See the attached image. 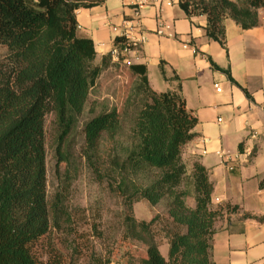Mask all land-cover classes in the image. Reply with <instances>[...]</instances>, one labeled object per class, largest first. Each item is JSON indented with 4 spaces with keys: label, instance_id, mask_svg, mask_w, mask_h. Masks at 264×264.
Here are the masks:
<instances>
[{
    "label": "trees",
    "instance_id": "obj_1",
    "mask_svg": "<svg viewBox=\"0 0 264 264\" xmlns=\"http://www.w3.org/2000/svg\"><path fill=\"white\" fill-rule=\"evenodd\" d=\"M104 2L0 0V48L5 50L0 60V264H74L58 247H50L45 260L35 250L52 228L61 230L65 215L61 200H48L44 123L48 114L54 116L58 166L66 156L62 146L110 61L107 54L97 62L92 40L77 34L75 12ZM177 3L188 19L204 16L205 36L224 49V22L252 29L264 8V0ZM121 40L116 37L113 46ZM127 69L135 82L122 111L102 110L83 124V155L121 198L127 235L146 247L141 264H214L213 186L204 167L194 162L187 172L182 160L183 147L195 136L196 118L186 108L179 78L173 74L169 79L176 83L173 90L155 92L145 66ZM222 71L235 83L228 70ZM159 72L168 80L163 61ZM141 199L152 206L164 203L166 218L137 222L130 214ZM156 228L165 240L166 258ZM80 248L74 242L64 247L74 254Z\"/></svg>",
    "mask_w": 264,
    "mask_h": 264
},
{
    "label": "crops",
    "instance_id": "obj_2",
    "mask_svg": "<svg viewBox=\"0 0 264 264\" xmlns=\"http://www.w3.org/2000/svg\"><path fill=\"white\" fill-rule=\"evenodd\" d=\"M133 8L132 0H105L75 12L77 34L92 40L97 59L110 52ZM159 17L171 24L174 39L155 35ZM258 21L242 30L226 20L224 49L205 36L204 16L188 19L177 0H161L141 10L147 41L127 55L131 64L146 67L155 92L173 90L169 79L177 75L196 118L195 136L181 156L204 167L213 186L214 264H264V8ZM160 61L168 80L161 78Z\"/></svg>",
    "mask_w": 264,
    "mask_h": 264
},
{
    "label": "rangeland",
    "instance_id": "obj_3",
    "mask_svg": "<svg viewBox=\"0 0 264 264\" xmlns=\"http://www.w3.org/2000/svg\"><path fill=\"white\" fill-rule=\"evenodd\" d=\"M5 50L0 48V60ZM99 59H97V62ZM135 78L122 62L110 59L91 90L76 127L66 138L62 152L65 160L57 163L58 129L54 116L48 114L44 123L45 165L49 203L62 201L64 217L61 230H52L37 245L36 251L45 260L50 247H58L74 264H141L146 257L145 245L126 233L127 212L123 202L110 189V182L101 180L88 165L84 155L82 127L102 110L115 108L121 112ZM187 172L192 163L182 157ZM137 222H149L154 216L166 218L165 205L152 206L144 199L135 202L130 214ZM158 248L166 258L167 246L162 233L154 229ZM74 242L81 248L76 254L64 249ZM95 260L100 261V263Z\"/></svg>",
    "mask_w": 264,
    "mask_h": 264
},
{
    "label": "built area",
    "instance_id": "obj_4",
    "mask_svg": "<svg viewBox=\"0 0 264 264\" xmlns=\"http://www.w3.org/2000/svg\"><path fill=\"white\" fill-rule=\"evenodd\" d=\"M161 0H132L133 2V19L125 24L123 31L119 37H121V43L119 47L113 46L108 53L110 59L113 61H120L128 66L131 62L127 59V55L134 50H137L147 41V34L142 28L141 24V10L147 6L160 2ZM160 16V12L158 13ZM171 24L163 22L160 17L158 19L157 27L154 31L155 35L159 37L175 38V34L172 32ZM183 48L187 47V44H182ZM219 92V89H216Z\"/></svg>",
    "mask_w": 264,
    "mask_h": 264
}]
</instances>
